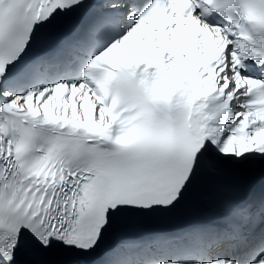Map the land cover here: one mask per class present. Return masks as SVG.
Masks as SVG:
<instances>
[{
  "label": "snow or ice",
  "instance_id": "snow-or-ice-1",
  "mask_svg": "<svg viewBox=\"0 0 264 264\" xmlns=\"http://www.w3.org/2000/svg\"><path fill=\"white\" fill-rule=\"evenodd\" d=\"M256 182L217 223L106 245ZM0 264H264V0H0Z\"/></svg>",
  "mask_w": 264,
  "mask_h": 264
}]
</instances>
